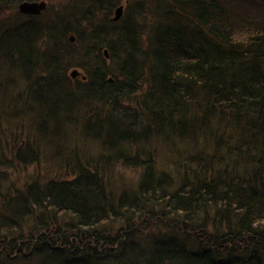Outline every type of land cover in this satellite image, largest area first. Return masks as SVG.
<instances>
[{
  "label": "trees",
  "instance_id": "trees-1",
  "mask_svg": "<svg viewBox=\"0 0 264 264\" xmlns=\"http://www.w3.org/2000/svg\"><path fill=\"white\" fill-rule=\"evenodd\" d=\"M21 1L0 0V264H264V0Z\"/></svg>",
  "mask_w": 264,
  "mask_h": 264
},
{
  "label": "water",
  "instance_id": "water-1",
  "mask_svg": "<svg viewBox=\"0 0 264 264\" xmlns=\"http://www.w3.org/2000/svg\"><path fill=\"white\" fill-rule=\"evenodd\" d=\"M46 8V1L40 0V1H21L17 5L18 11L23 15H40ZM123 12V5H119L115 11H114V17L113 20L118 19L121 17ZM70 40L73 41L74 38L70 37ZM105 54L107 52L105 51ZM78 74L77 70L71 71V76H76Z\"/></svg>",
  "mask_w": 264,
  "mask_h": 264
},
{
  "label": "bare ground",
  "instance_id": "bare-ground-1",
  "mask_svg": "<svg viewBox=\"0 0 264 264\" xmlns=\"http://www.w3.org/2000/svg\"><path fill=\"white\" fill-rule=\"evenodd\" d=\"M24 1H27V0H24ZM36 1H40V0H36ZM43 1H46V6H47V4H48V0H43ZM65 3H67V1H65ZM18 12H19V11H18ZM19 13H20V12H19ZM122 14H123V12H122ZM121 16H122V15H121ZM113 17H114V12H113L112 15L110 16V20H112L113 22H119V21H121V17H119V18L116 19V20H113ZM70 37H73L74 40L71 41V40H70ZM69 40H70L71 42H74V41H75V37H74V35L71 34V35L69 36ZM105 51L107 52V54H108V51H107L106 49L103 51L105 57L108 58V55L105 54ZM73 70H77V71H78V74H77L76 76H74V77L71 76V71H73ZM68 75H69V77L72 78V79H76V78H81L82 80H85V79H86V75H85L81 70H79V69H77V68H72L71 70H69Z\"/></svg>",
  "mask_w": 264,
  "mask_h": 264
},
{
  "label": "rangeland",
  "instance_id": "rangeland-1",
  "mask_svg": "<svg viewBox=\"0 0 264 264\" xmlns=\"http://www.w3.org/2000/svg\"><path fill=\"white\" fill-rule=\"evenodd\" d=\"M49 1V0H48ZM53 2H55L56 0H52Z\"/></svg>",
  "mask_w": 264,
  "mask_h": 264
}]
</instances>
